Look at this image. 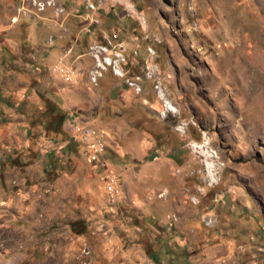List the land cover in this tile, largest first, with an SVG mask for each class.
Returning <instances> with one entry per match:
<instances>
[{
  "label": "rangeland",
  "instance_id": "rangeland-1",
  "mask_svg": "<svg viewBox=\"0 0 264 264\" xmlns=\"http://www.w3.org/2000/svg\"><path fill=\"white\" fill-rule=\"evenodd\" d=\"M0 264H264V0H0Z\"/></svg>",
  "mask_w": 264,
  "mask_h": 264
},
{
  "label": "built area",
  "instance_id": "built-area-1",
  "mask_svg": "<svg viewBox=\"0 0 264 264\" xmlns=\"http://www.w3.org/2000/svg\"><path fill=\"white\" fill-rule=\"evenodd\" d=\"M74 142L80 146L82 153L86 156L88 162L97 171L106 166L103 160L106 147L101 139H91V129L75 125ZM108 172V171H107ZM106 190L112 197L120 195L119 178L114 171H109L105 179Z\"/></svg>",
  "mask_w": 264,
  "mask_h": 264
}]
</instances>
